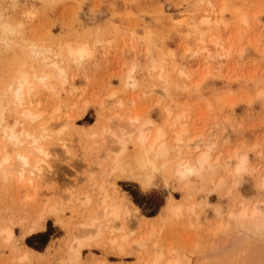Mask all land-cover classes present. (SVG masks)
<instances>
[{"label":"rangeland","instance_id":"obj_1","mask_svg":"<svg viewBox=\"0 0 264 264\" xmlns=\"http://www.w3.org/2000/svg\"><path fill=\"white\" fill-rule=\"evenodd\" d=\"M0 12L21 25L16 41L100 42L81 64H66L67 83L57 95L41 89L42 109L50 113L44 118L52 120L43 142L50 168L27 180L0 171V228L27 214L35 217L50 200L58 208L46 216L44 229L21 237L16 225L11 243L0 237V264H57L59 252L80 236L91 238L73 264H135L155 251L178 264H264V0H0ZM224 49L231 55L213 65ZM18 56L16 46L0 45V75ZM155 65L167 79L158 78ZM128 75L135 87L126 85ZM179 114L186 141L199 138L201 148L213 143L217 166L204 179L180 181L159 170L140 173L138 180L107 171L119 148L126 159L135 152L133 136L123 146L116 142L122 123L138 116L153 122L149 133L162 128L170 139ZM11 119L8 113L6 122ZM193 150L188 148L190 156ZM241 157L245 167L234 173ZM101 183L129 215L115 223L124 231L97 237L88 229L101 208L94 195ZM239 201L252 211L244 220L230 216ZM81 227H88V236L79 234ZM119 235L131 242L143 236L145 242L120 256L108 247ZM28 248L34 251L31 262H17V253Z\"/></svg>","mask_w":264,"mask_h":264},{"label":"bare ground","instance_id":"obj_2","mask_svg":"<svg viewBox=\"0 0 264 264\" xmlns=\"http://www.w3.org/2000/svg\"><path fill=\"white\" fill-rule=\"evenodd\" d=\"M211 9L214 10L213 7H211ZM220 11L223 12V9ZM214 14H217V12H214ZM256 17L257 15L255 18ZM209 18V16L208 18L206 17L207 20ZM216 20L219 21L217 18ZM244 20V17L243 19L241 18V22ZM212 22H214V20ZM204 23H206V21H204ZM219 23L221 22L219 21ZM215 24H217L216 21ZM20 26H13L8 23L0 12V45L3 44L6 47L16 46L19 50V56L17 59L12 61L9 66H6L0 75V171L4 176L12 177L13 175H16V177L25 180L26 176H41L46 170H48V168H50L48 159L46 160L48 157V150L43 142L51 136V128L48 129V127H51L52 120L49 119L47 121L44 118L45 114L50 113L42 109V100L40 99L41 89L57 95L58 91L64 89V84L66 85L67 83L66 64H81L85 59L92 56L93 48L97 47L100 42L93 41L91 44L88 40H74L61 44L51 45L50 43L49 45H46L48 43L47 41L46 44H43L42 42L39 43L34 41V38L32 37L24 38L22 36H19L18 41H16L14 36L18 34V28ZM20 34L21 31L19 32V35ZM217 46L219 47L220 45ZM221 48L222 46H220V49ZM229 54V50H226L224 53L217 56V59H212V64L214 63L213 60H219L220 57ZM207 59L208 58H205L206 61ZM153 70L159 72L158 78L162 80L167 79V74L162 68H158L155 65L153 66ZM130 80L131 75H128L126 77V85L135 87V82ZM61 86L62 89L60 88ZM164 91L165 90H161V92ZM165 93H161V98H164L162 95L165 96ZM111 96H113V94H111ZM159 101L160 100H158V102ZM118 103L119 105L121 104V102ZM55 110H60V107ZM8 113L12 117L9 124L6 122V115L8 117ZM180 114L173 118V125L179 127H177L174 135L173 132L171 133L173 137L170 139L162 128L155 129V127L151 131L154 132L149 133L147 131L149 129L148 127H153L154 125H148L153 122L148 120L141 122L138 116L130 117L127 122L122 123L121 125H124L125 127L120 131V135L116 137V142L120 144L119 147L123 146L126 137L129 138L133 136L135 152H133L134 154L132 156L126 159L124 149L119 148V150L109 158V167L107 171L109 170V172L112 173L118 172L121 176H127L138 180H140L138 177L140 173H143L148 177V175H152L159 170L162 171V174L175 177L180 181L189 180L191 177L204 179V174L213 170L217 166V160L211 159L213 143H205L201 148L198 145V141L201 142V139L199 138V140L187 139L186 141L184 136L187 133V129L180 124L182 118ZM61 128H64V126L62 125ZM193 141H197L195 142L197 144L193 145ZM192 146L194 147V156H190L191 151H188V148ZM229 162H226L225 165L228 166ZM105 164L107 163H104V165ZM245 164V158L241 157L233 170L234 173L242 171ZM102 171L104 172V170H101L100 172L102 173ZM46 173L48 174L49 172L47 171ZM102 174L104 175V173ZM28 180L29 181L27 182L30 183V179ZM221 182L222 181L219 180L217 185H220ZM95 186L94 195L100 202L99 206L101 208H99V210L97 209L98 212L96 210L97 213L95 212L94 216L91 218L89 224L90 229H88V231L92 229L96 232L97 237L98 235L105 234L104 232L112 235L118 231H124L123 225L115 228V223L119 221L122 223L123 219L127 218L126 215H129V211L127 208L123 211L121 207L110 198L102 183L98 185L96 184ZM262 186L264 187V177L262 178ZM85 200L87 202L86 204L91 203L92 201L90 196H87ZM94 201L95 204H98L96 203V200ZM50 202H47L43 207L44 209H41L42 211L38 212L35 217L28 219L29 217H26L27 214L22 218H18L12 226H4L0 228V237L5 242L11 243L15 237L13 227L16 225L23 231L21 237H25L44 229L46 216L58 211L57 205ZM167 207L172 208L176 212H180L182 209L180 205L177 207H170L169 204ZM188 210L189 208L187 211ZM236 210V213L230 212V216L233 219L244 220L252 214V211L249 209V204L244 201H239ZM80 226H83V224ZM85 228L81 227V229H79L80 235L85 232L86 235L88 234V227ZM76 234L78 235V231ZM80 237L83 238L78 239L73 245L71 242L70 244L68 242V245H66V251L63 252V254L62 252H59L57 264L79 263L81 249L87 247V242L91 238L86 236ZM144 242L145 237L143 236L131 242L126 235H119L108 240V247L111 249L114 248L117 255L127 256L131 255V251L128 252L127 250H129L132 245H135L138 249L142 248ZM33 258L34 251L28 248L17 253L15 260L19 263L27 261L31 262ZM94 264L108 263L105 260H101ZM135 264H178V260L177 258L169 259V257L167 258L165 256L164 252L155 251L152 257L148 259L139 258L136 260Z\"/></svg>","mask_w":264,"mask_h":264}]
</instances>
